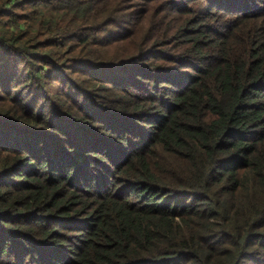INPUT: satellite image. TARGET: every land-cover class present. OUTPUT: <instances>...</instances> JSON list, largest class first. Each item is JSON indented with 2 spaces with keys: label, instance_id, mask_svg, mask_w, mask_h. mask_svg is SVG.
I'll use <instances>...</instances> for the list:
<instances>
[{
  "label": "trees",
  "instance_id": "16d2710c",
  "mask_svg": "<svg viewBox=\"0 0 264 264\" xmlns=\"http://www.w3.org/2000/svg\"><path fill=\"white\" fill-rule=\"evenodd\" d=\"M0 264H264V0H0Z\"/></svg>",
  "mask_w": 264,
  "mask_h": 264
}]
</instances>
